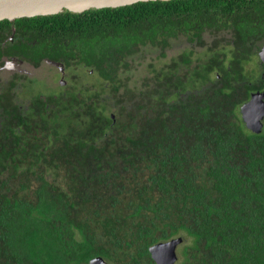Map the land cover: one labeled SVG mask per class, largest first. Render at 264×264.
<instances>
[{
  "label": "trees",
  "instance_id": "1",
  "mask_svg": "<svg viewBox=\"0 0 264 264\" xmlns=\"http://www.w3.org/2000/svg\"><path fill=\"white\" fill-rule=\"evenodd\" d=\"M13 26L8 46L69 62L72 86L22 109L0 93V264H155L176 238L177 264H264V122L240 112L264 92V0L3 21L0 44ZM148 55L163 66L131 84Z\"/></svg>",
  "mask_w": 264,
  "mask_h": 264
},
{
  "label": "water",
  "instance_id": "2",
  "mask_svg": "<svg viewBox=\"0 0 264 264\" xmlns=\"http://www.w3.org/2000/svg\"><path fill=\"white\" fill-rule=\"evenodd\" d=\"M149 1L171 0H0V22L49 17L63 13L83 14L91 10L116 9ZM260 55L264 56V49ZM240 112L246 128L253 133H260L264 122V92L253 93L251 99L241 107ZM182 243V238H176L151 247L149 251L155 264H177V250ZM89 264L109 263L97 257Z\"/></svg>",
  "mask_w": 264,
  "mask_h": 264
},
{
  "label": "flooded vegetation",
  "instance_id": "3",
  "mask_svg": "<svg viewBox=\"0 0 264 264\" xmlns=\"http://www.w3.org/2000/svg\"><path fill=\"white\" fill-rule=\"evenodd\" d=\"M16 21V20H15ZM13 21V22H15ZM10 22V21H9ZM16 28L13 26L12 27V32L9 38L5 39L3 43L0 44V93L1 95L3 94V91L6 89H13V97L15 101V104L19 106L20 109L23 108L24 106V101H23V96H25L28 100L26 103L31 100L32 97L34 96H29L26 94V90L29 84L33 83L34 81H41V79H37L35 77L31 76V73L28 72V70L25 67V64L31 65L35 70H40L46 66L51 68L57 76L61 77V80H59V84L57 93L55 95H60V94H68V88L72 86V80L70 76H68V72L66 67L64 66L63 63H69L66 62L62 59L60 60H53V59H43V60H38V59H27L23 55V46L22 44H19L16 48H11L8 46V42L11 44H14L13 42L15 41V38L17 36L16 34ZM183 46L182 47L183 49ZM31 49L27 52L26 55H31L33 57L35 54L32 52ZM264 49V44L261 45V49L257 51V54L255 57H253V61L257 60V63H264V56L260 55V53ZM184 51V50H183ZM180 56L182 57V52H180ZM35 63H41L39 65H36ZM49 63H57L58 65H53ZM73 63V62H72ZM78 63V62H74ZM218 63H229V60H221ZM254 63V62H253ZM47 73V71H46ZM219 78V76H218ZM67 82V84H66ZM24 93V94H23ZM45 97V95H42ZM49 96V95H48Z\"/></svg>",
  "mask_w": 264,
  "mask_h": 264
},
{
  "label": "rangeland",
  "instance_id": "4",
  "mask_svg": "<svg viewBox=\"0 0 264 264\" xmlns=\"http://www.w3.org/2000/svg\"><path fill=\"white\" fill-rule=\"evenodd\" d=\"M214 40L209 39V43H213ZM184 46L183 49L182 47H179V53L183 52L184 50ZM205 51H202L201 49H196V53L195 56L198 57V54L200 53H204ZM195 57V58H196ZM200 57V56H199ZM202 57V56H201ZM258 59L251 62L250 63V67L253 69L255 68L256 70H258V64L257 63ZM138 64L140 65V67L138 68V72H135L134 74L130 75L131 77V84L134 83V81H140L141 83V79L142 77H144L147 72L148 69L150 67V65H153L155 67H162L164 63H162V61H160L156 55H148L146 56V58H144V60H142L141 62H138ZM29 73H31V76L33 74L32 77H35L37 79H41V81H34L33 83L29 84L26 90V94H28L29 96H37V95H54L57 93L58 89V84H59V80H61L60 76H57L56 73L49 67L46 66L40 70H35L31 65L29 64H25V67ZM47 71V73H46ZM72 80V77H70ZM84 82L87 85H92V84H97L99 83L97 79L95 78H88L86 76H84ZM67 84V82H66ZM24 94V93H23ZM28 99L23 96V101L26 102Z\"/></svg>",
  "mask_w": 264,
  "mask_h": 264
}]
</instances>
